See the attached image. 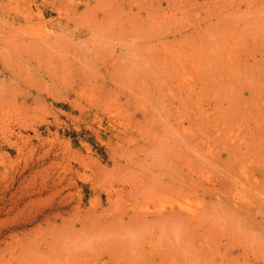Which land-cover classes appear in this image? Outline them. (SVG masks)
<instances>
[{
  "label": "rangeland",
  "instance_id": "374dc122",
  "mask_svg": "<svg viewBox=\"0 0 264 264\" xmlns=\"http://www.w3.org/2000/svg\"><path fill=\"white\" fill-rule=\"evenodd\" d=\"M240 1L0 0V264H264V27L240 42L211 32L200 50L216 62L150 48L168 31L264 16ZM112 3L149 19L136 42L153 41L136 58L127 38L108 82L83 30ZM49 34L66 44L45 54Z\"/></svg>",
  "mask_w": 264,
  "mask_h": 264
},
{
  "label": "bare ground",
  "instance_id": "6f19581e",
  "mask_svg": "<svg viewBox=\"0 0 264 264\" xmlns=\"http://www.w3.org/2000/svg\"><path fill=\"white\" fill-rule=\"evenodd\" d=\"M96 1V0H95ZM232 1V3L234 4V2L236 1V0H231ZM234 1V2H233ZM246 0H244V1H240L241 3L242 2H245ZM248 1V0H247ZM250 1V0H249ZM52 3H54V1H51ZM50 2V3H51ZM112 2V1H111ZM124 2V1H123ZM160 2V1H159ZM159 2H157V7H159ZM1 3V2H0ZM29 3V2H28ZM231 3V2H230ZM229 3V4H230ZM230 4V5H233V4ZM248 3V2H247ZM45 4L47 5L48 3L47 2H45ZM55 4V3H54ZM108 4V3H107ZM113 4V3H112ZM122 4V3H121ZM225 6H226V4H228V2L227 3H223ZM235 4H237L236 2H235ZM248 4H250V3H248ZM260 4H263L264 5V3L263 2H261V0H254V4L253 5H248V7L250 8V7H252V6H254L255 5V7L257 6V8H259V9H261V11H262V8H260L262 5H260ZM45 5V6H46ZM223 5V6H224ZM1 6V5H0ZM50 6H52V5H50ZM87 6V5H86ZM121 6L122 5H118V4H113V5H107L106 7H103V9L102 10H100V11H102V12H100L101 13V17L100 18H95L94 17V20L93 21H91V22H89L88 23V21H90V20H88L87 21V23L86 22H84V23H86L85 25H84V27H85V29L83 30V31H86L85 33H87V35L88 34H90V35H88V36H91V37H93V40H96L97 39V42L101 45L102 44V49L101 50H99V48L98 47H100L99 46V44H97L98 45V47H97V49H96V51H95V53H97L96 55H97V59H96V63H97V65H99V69H100V71H104L105 73H104V75H103V77H102V81H104L103 79H106L105 81H108V82H110V81H114L116 78H117V76H118V73H120V72H123V70H124V64H125V62H126V60L124 59V57L123 56H125V52H129L130 51V49H131V47L128 45V43L132 40V38H133V40H134V42H136V41H139L140 42V37L142 38V36L144 37V35L142 34L143 33V31H144V29H145V27H147L148 26V24H149V22L151 23V21L149 20V19H146L147 20V22H145V21H143V20H141V21H139V19H138V17H136V16H134L133 14H131V13H129V14H131V15H133L134 17H128L127 15H128V13H126L125 12V10H124V8L122 9L121 8ZM224 6V7H225ZM246 6V5H245ZM149 7V6H148ZM153 7V6H152ZM157 7H155V8H157ZM160 7H161V5H160ZM228 7V6H227ZM236 7V6H235ZM238 7V6H237ZM54 8V7H53ZM59 8V7H58ZM154 8V7H153ZM154 8V9H155ZM218 8H220V7H218ZM231 8V7H230ZM253 8V7H252ZM251 8V9H252ZM257 8H256V10H257ZM88 9H89V7H88ZM143 9V8H142ZM145 9H148V8H144V10ZM149 9H150V7H149ZM159 9H161V8H159ZM232 9V8H231ZM238 9V8H237ZM258 9V10H259ZM73 10V9H72ZM87 10V9H86ZM138 10V9H137ZM216 10V9H215ZM219 10V9H218ZM239 10V9H238ZM253 10V9H252ZM255 10V11H256ZM258 10H257V13H258ZM131 11V10H130ZM130 11H128V12H130ZM147 11V10H146ZM154 11V10H153ZM157 11V10H156ZM158 11H160V10H158ZM254 11V10H253ZM90 12V11H89ZM148 12V11H147ZM151 12V10L148 12V13H150ZM218 12V11H217ZM248 12V11H247ZM14 13V12H13ZM17 13V12H16ZM27 13V12H26ZM30 13V12H29ZM73 13V12H72ZM220 13V12H219ZM249 14H250V12H248ZM23 14V13H22ZM22 14H21V12H20V15L22 16ZM138 14V15H137ZM137 14H135V15H137V16H139L140 15V13H137ZM142 14V13H141ZM263 14V13H262ZM18 15V14H17ZM80 15H82L81 13H80ZM148 15V14H147ZM219 15V14H218ZM218 15H217V17H218ZM252 16H249V17H251V19L249 20V17L246 19V18H244V19H242V20H238V21H234V20H222V18H220V19H217V20H215L216 22L214 23V22H212V23H210L209 21L206 23H204L203 25H201V24H197V25H194V26H192L191 27V29H188L187 30V32H185V31H179L177 34H178V36H177V34H176V32L177 31H172V32H166L165 34L163 33V35H161V34H158V36L157 37H153L154 38V44H150L153 40H151V42L150 43H148V45L150 44L151 45V47L150 48H152V49H154V48H157L159 45H163V43L165 44V43H181V45L183 46L182 48H183V55L184 56H181V57H179L177 60H176V62H180L181 61V59H182V61L183 60H185V61H188V59L189 60H193V61H195L197 58H203L204 60H206V61H208L209 62V60L210 61H212V62H216L217 61V59H219L220 58V53H217V52H214L212 55H210V53H209V51H201L200 50V47H202L203 46V44H205L206 43V41H205V39H207L208 38V35L210 34V36H211V32H214V34L216 35H214V37H216L217 39H223V38H226L227 37V41L229 40V42H230V40H233V38H238V40L242 37V38H244L245 36H251V34H253V33H255L256 31H258L257 29H258V27H264V25L262 26V23L264 22V16L263 17H259L260 15H259V13H258V15L259 16H254L253 17V14H251ZM254 15H257L256 13L254 14ZM8 16V15H7ZM19 16V15H18ZM28 16V15H27ZM76 16L77 15H74L73 16V20L75 21H71L72 22V25H74L73 23H75V27H73V29H74V31L76 30V32H80L79 31V24H82L81 23V17L79 18L80 20H79V22H78V20H75L76 19ZM153 16H154V14H153ZM14 17H15V15H14ZM70 17V16H69ZM68 17V18H69ZM142 17V16H141ZM148 17H149V15H148ZM150 17H151V14H150ZM209 17V16H208ZM220 17H221V14H220ZM11 18V17H10ZM67 18V19H68ZM71 19H72V17H70ZM12 19V18H11ZM64 19H66V18H64ZM71 19H69V20H71ZM78 19V18H77ZM152 19V18H151ZM209 19V18H208ZM208 19H206V20H208ZM4 20H5V18H4ZM145 20V19H144ZM244 20V21H243ZM6 21V20H5ZM144 23H143V22ZM245 21H247V22H245ZM52 22V21H51ZM70 22V21H69ZM71 22H70V25H71ZM7 23H10V21L9 22H7ZM56 24H57V27H59L60 28V30H67L68 29V27H66V25H64V26H62L63 24L60 22V21H58V22H56ZM261 24V25H260ZM83 25V24H82ZM64 27V28H63ZM70 27V26H69ZM10 28H12V27H10ZM11 30H13V29H11ZM58 30V29H57ZM69 30H71V29H69ZM254 30H256V31H254ZM56 31V30H55ZM82 31V32H83ZM252 31V32H251ZM10 32H12V31H10ZM9 32V33H10ZM64 32V31H63ZM73 32V31H72ZM16 33V32H15ZM57 33H59V32H57ZM62 33V32H61ZM65 33V32H64ZM68 33V32H67ZM22 34V33H21ZM63 34V33H62ZM61 34V35H62ZM16 35V34H15ZM50 35L51 34H49L47 37H45V40H42V39H40V42H41V40H42V47H45V49L43 50V48H39V46L41 47V45L40 44H37V43H40V42H36L37 40L35 39V43L34 42H31V44H33V45H36V47H38V49L37 48H35V46L33 47V50H41V52H43V51H45V50H48V49H53V48H55V45H57V43L58 42H60L61 43V41H62V39H64V38H61V41H58L57 39H59V37L57 38V39H52V36L50 37ZM69 35H70V33H69ZM83 35V34H82ZM220 35V37L221 38H218V36ZM16 36H18V35H16ZM54 36V35H53ZM64 35H62V37H63ZM66 36V35H65ZM212 36H213V34H212ZM11 37V36H10ZM9 37V38H10ZM21 37V36H20ZM23 37V36H22ZM29 37V36H28ZM71 37H75V33L73 32L72 34H71ZM81 37V36H80ZM83 37V36H82ZM85 37H87L86 36V34H85ZM95 37H97V38H95ZM14 38H15V36H14ZM18 38H19V36H18ZM54 38V37H53ZM67 38V37H66ZM65 38V39H66ZM127 38H130V41H128V43H127V41H126V39ZM164 38H165V40L166 39H168V38H172V40L171 41H165L164 40ZM231 38V39H230ZM11 39V38H10ZM27 39V38H26ZM65 39H64V43H65ZM76 39H78V37L76 38ZM88 39V38H87ZM92 39V38H91ZM235 39V40H236ZM16 40V39H15ZM28 40V39H27ZM27 40H26V43H27ZM60 40V39H59ZM89 40V39H88ZM115 40V41H114ZM143 40V39H142ZM157 40V41H156ZM241 40V39H240ZM240 40H239V42H240ZM12 41V40H11ZM20 41V40H19ZM29 41V40H28ZM32 41V40H31ZM33 41H34V39H33ZM39 41V40H38ZM74 41V40H73ZM109 41H114V42H117V41H121L120 43H116V44H119L117 47H115V45H114V47L113 46H111V44L113 43H111L110 45H109ZM144 41H145V38H144ZM226 41V42H227ZM17 42V41H16ZM21 42V41H20ZM19 42V43H20ZM24 43H25V41H23ZM229 42H227V43H229ZM239 42H237V43H239ZM12 43H14L15 44V42L13 41V42H11V44ZM30 43V42H29ZM63 43V44H64ZM96 43V42H95ZM130 43H133L132 41L130 42ZM141 43V42H140ZM237 43H234V44H237ZM255 43V42H254ZM31 44H30V46H31ZM66 44V43H65ZM109 45V46H111V47H113L114 48V50L116 49V48H118L119 50H120V54H121V56H120V54L118 55V56H115L113 53H109L110 55H106L107 54V52H109V51H106L105 49H104V45ZM134 44V43H133ZM136 44L138 45V43L136 42ZM243 44V43H242ZM141 45V44H140ZM140 45H138V46H136L135 44H134V46H133V48H135V49H131V51L133 52V50L135 51L133 54L134 55H136V58L137 57H139V58H141V55L143 54V53H145V51H142V50H145L146 49V46L148 47V45L147 44H145L144 46H145V48H144V46H143V48H141L142 46H140ZM23 46H26V47H28V44L26 45H23ZM60 46V45H59ZM62 46V45H61ZM60 46V47H61ZM94 46H95V44H94ZM140 46V47H139ZM25 47V48H26ZM57 47V46H56ZM60 47H58V48H60ZM96 47V46H95ZM22 48V47H21ZM24 48V47H23ZM107 48V47H106ZM112 48V49H113ZM130 48V49H129ZM95 49V48H94ZM111 48L109 47V49L108 50H110ZM30 50L32 51V48L30 47ZM35 50V51H36ZM59 50V49H58ZM114 50H113V52H114ZM29 51V48H28V50L27 51H25V52H28ZM36 51V52H37ZM106 51V52H105ZM32 52H34V51H32ZM39 52V51H38ZM37 52V53H38ZM40 52V53H41ZM45 52H47V51H45ZM92 53H94L93 52V50H92ZM106 53V54H105ZM39 54V53H38ZM45 54H48V52L47 53H45ZM117 54V53H116ZM127 54V53H126ZM155 55V59H157V56H158V53H155L154 54ZM161 56H165V55H161ZM95 57V56H94ZM126 58V57H125ZM129 58V57H128ZM159 59H160V57H159ZM159 59H157V60H159ZM176 59V56L175 55H172V52H168L167 53V55L165 56V57H162L160 60H164L165 62L164 63H171L172 61H174ZM221 59V58H220ZM57 61H58V58L56 59ZM93 61V60H92ZM128 61V60H127ZM155 61V60H154ZM162 61H160V63H163ZM192 61V62H193ZM55 62V61H54ZM95 62V61H94ZM175 62V61H174ZM61 63V62H60ZM158 63H159V61H158ZM180 64V63H179ZM208 66H209V68L210 69H208V70H210V71H213V75L212 74H210L209 76H205L206 77V81H207V83H210V82H216V80L214 79V77L213 76H215L216 74V71L215 70H213V67H211V64L210 63H208ZM247 66H248V68L251 70L252 69V65H250V64H247ZM225 67V66H224ZM221 70H225L224 68H223V65H221ZM117 73V74H116ZM102 75V74H101ZM117 75V76H116ZM210 77H213L212 79L210 78ZM216 78H218V76H216ZM79 80H81V79H79ZM95 80V79H94ZM215 80V81H214ZM221 81H223V80H221ZM2 109V108H1ZM9 128V127H8ZM12 129V128H11ZM10 130V129H9ZM11 133V132H10ZM245 137V136H244ZM180 210H181V208H180ZM183 211V210H182ZM191 212V211H190ZM175 213V212H174ZM172 213L173 215H171L172 216V218H174V219H176L177 221H179L180 220V222L182 223V222H184V220L185 221H187L188 222V220H189V218H190V215L188 216L187 215V213L184 215V216H186V217H189V218H187V220H186V218L184 219V217H182V215H180V214H177V213ZM185 213V212H184ZM189 214V213H188ZM192 214V213H191ZM195 214V213H194ZM170 215V214H169ZM193 215V214H192ZM191 215V217H193ZM168 216V215H167ZM166 216V217H167ZM196 217H198V216H194L193 218H196ZM162 218H165V216L164 217H162ZM167 219V218H166ZM192 218H190V220H191ZM158 220H162L163 221V219H159L158 218ZM170 220H173V219H171V218H169V219H167L166 221L168 222V221H170ZM200 220V219H199ZM157 221V220H156ZM173 221H175V220H173ZM161 222V221H160ZM165 222V221H164ZM171 222V221H170ZM192 222V221H191ZM196 222H198V221H196Z\"/></svg>",
  "mask_w": 264,
  "mask_h": 264
}]
</instances>
